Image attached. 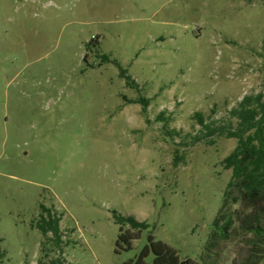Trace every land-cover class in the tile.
Here are the masks:
<instances>
[{"label": "rangeland", "instance_id": "rangeland-1", "mask_svg": "<svg viewBox=\"0 0 264 264\" xmlns=\"http://www.w3.org/2000/svg\"><path fill=\"white\" fill-rule=\"evenodd\" d=\"M260 92L264 0H0L1 264H121L151 232L200 261L237 139L194 114L235 127L231 109ZM114 210L150 224L119 252ZM247 255L235 230L204 257Z\"/></svg>", "mask_w": 264, "mask_h": 264}, {"label": "trees", "instance_id": "trees-1", "mask_svg": "<svg viewBox=\"0 0 264 264\" xmlns=\"http://www.w3.org/2000/svg\"><path fill=\"white\" fill-rule=\"evenodd\" d=\"M121 75L126 77L129 84L138 87L123 68ZM129 101L142 103L145 112L150 104L149 98L145 96ZM230 113L232 117L238 119L237 125L231 128L207 124L200 111L194 114L208 129L209 134L220 133L237 139L235 148L223 159L225 168L231 169L232 174L225 188L222 204L212 222V230L201 260L190 258L183 261L177 248L157 239L151 232L149 241L135 258L125 260L121 264H208L205 257H210L211 251L219 242L228 240L235 230L244 235L245 243L248 245V255L238 264H264V94L260 92L245 95ZM165 120H167L165 112H161L157 116V121ZM180 158L182 156H176L177 161ZM235 204H239L236 210L233 209ZM41 207L38 227L45 236L51 233L53 239L60 245L61 218L44 204ZM113 213L120 227L116 242V251L119 252L131 248L133 240L150 224L146 220L137 219L134 215H125L116 210ZM52 264L64 263L58 257L52 260Z\"/></svg>", "mask_w": 264, "mask_h": 264}]
</instances>
